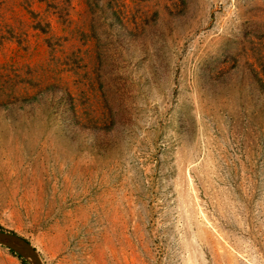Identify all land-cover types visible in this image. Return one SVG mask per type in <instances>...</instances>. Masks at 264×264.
<instances>
[{"label": "rangeland", "instance_id": "1", "mask_svg": "<svg viewBox=\"0 0 264 264\" xmlns=\"http://www.w3.org/2000/svg\"><path fill=\"white\" fill-rule=\"evenodd\" d=\"M0 230L43 264H264V0H0Z\"/></svg>", "mask_w": 264, "mask_h": 264}, {"label": "water", "instance_id": "2", "mask_svg": "<svg viewBox=\"0 0 264 264\" xmlns=\"http://www.w3.org/2000/svg\"><path fill=\"white\" fill-rule=\"evenodd\" d=\"M0 245L20 256L29 264H43L34 247L13 233L0 230Z\"/></svg>", "mask_w": 264, "mask_h": 264}, {"label": "trees", "instance_id": "3", "mask_svg": "<svg viewBox=\"0 0 264 264\" xmlns=\"http://www.w3.org/2000/svg\"><path fill=\"white\" fill-rule=\"evenodd\" d=\"M10 253H11L12 255L16 256L19 260H21V262H22L23 264H26V262H25L24 260H22V258H21L20 256L14 254L12 251H10Z\"/></svg>", "mask_w": 264, "mask_h": 264}]
</instances>
